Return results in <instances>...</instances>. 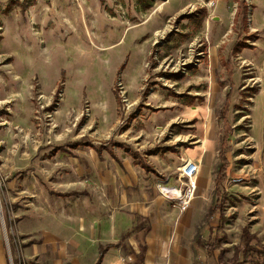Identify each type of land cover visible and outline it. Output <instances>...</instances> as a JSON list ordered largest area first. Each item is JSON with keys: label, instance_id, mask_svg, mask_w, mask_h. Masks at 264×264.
<instances>
[{"label": "rangeland", "instance_id": "1", "mask_svg": "<svg viewBox=\"0 0 264 264\" xmlns=\"http://www.w3.org/2000/svg\"><path fill=\"white\" fill-rule=\"evenodd\" d=\"M246 2L256 48L243 52L234 48L242 30L234 22L237 0H0V221L15 264H50L42 224L92 218L95 198L105 200L93 171L132 160L124 147L113 146L115 159L103 148L101 162L88 146L58 148L66 143L117 141L148 155L160 171L156 180L173 183L186 153L202 154L214 178L228 84L221 60L229 57L237 86L228 176L244 182L225 202L228 255L244 227L264 243V0ZM199 7L208 11L200 25L180 18ZM74 189L90 196L51 192ZM206 190L208 207L212 185ZM198 221L202 238L210 222L204 212ZM242 259L264 264L255 253L243 251Z\"/></svg>", "mask_w": 264, "mask_h": 264}, {"label": "crops", "instance_id": "2", "mask_svg": "<svg viewBox=\"0 0 264 264\" xmlns=\"http://www.w3.org/2000/svg\"><path fill=\"white\" fill-rule=\"evenodd\" d=\"M247 34H250V32H247ZM247 34L245 33V36ZM249 43L254 45L251 42ZM234 48L236 51L243 49L244 52L246 51V48L251 47H240L238 44H235ZM255 48L256 47L254 45L252 49ZM221 61L226 69L228 79V84L222 83L223 86L227 87L225 100L228 90L232 88V103L234 99L235 87L237 86L233 62L230 57ZM228 67L232 69L231 77L229 76ZM245 86L246 85L241 86V89L246 88ZM260 87L261 88L258 92L257 98L261 97L260 93L263 92L261 84ZM172 95L176 97H184L187 95L189 98L188 102H193L195 99V96L190 95V93L174 92ZM172 122H175L174 117H172ZM93 143L97 145L101 144L96 142ZM83 147L85 146L79 148H69L66 152H71L72 149H81ZM88 147L95 150L99 160L104 162L105 157L103 155V148L102 152H98L97 149L90 146ZM104 149L108 151L112 159L117 158L115 152L113 151V146L111 148L104 147ZM124 149L126 150V148ZM131 149L134 150L133 148ZM176 149V147H170L169 150L171 152H178ZM134 151H138L154 170H146L143 168L140 164L136 163L131 152L126 151L131 156L132 160L130 161L128 158H125L120 165L122 169L114 167L116 169L113 171H106L103 167H99V169H95L93 171L102 179L103 188L102 184L100 185V188L103 190L102 193L105 196V200L100 199V202L97 197L95 198V200H97L101 205H97L96 208L99 209H92V218L79 220L69 218L50 219L42 224L44 226V244L46 246H50L52 249L51 253L46 252L44 254L47 260L50 259L48 263L232 264L230 262H223L220 260V250L218 248L213 250L212 253H209L208 247L206 246L209 240H214L216 237L220 238L222 234L225 233V225L229 221V218L224 224V227L220 229L218 226L220 223V212H216L213 215L211 213L214 201L217 172L214 178L211 177L210 172L208 175L207 173L205 174V167H207V165L203 162V155H190L189 153H186L184 157H190L191 160L198 162L200 164V171L196 177L197 188L195 197L192 199L189 208L186 211H181L177 200L166 198L160 193V189L158 190L157 188L158 184H163L168 187L176 186L179 182L177 181V183H173L169 176L164 178V180H156L154 176L159 175L160 173L156 165L151 162L149 157H146L148 155L145 153H141L138 149H135ZM81 161L84 163L86 162L85 159H82ZM118 161L121 163L120 159H118ZM182 162L183 160H181V162L176 161L172 168L175 169ZM86 166L88 167L89 165ZM228 175L229 174L227 173L226 179L223 182V189L227 193L225 202L227 201L230 188L238 185L231 184L229 182L231 177L238 175ZM210 184L212 185L213 196L209 206L206 207V188ZM72 191H76L77 194L59 196H75L77 198L82 195H85L86 197L90 196L87 189H83L82 191L74 189L69 191L51 192L57 194L56 192L63 193ZM93 195L95 197L94 193ZM225 202L223 212L227 216L225 212ZM203 212L208 217L210 223L208 232L202 238H199L198 236H195V233L199 222L198 217L202 215ZM124 216H129L130 220L127 221V218ZM240 241L241 236L239 242ZM227 243V241L224 242L223 246H228ZM235 244H233V246ZM217 250L219 251L218 253ZM243 251L244 250H242V252ZM242 252L240 254V260L236 264L242 263ZM48 253H50L51 256H49ZM233 253L234 249L232 247V254L228 255L227 253L226 256L231 257ZM125 257L128 258L125 259ZM0 264H15L14 259H10L1 221Z\"/></svg>", "mask_w": 264, "mask_h": 264}, {"label": "trees", "instance_id": "3", "mask_svg": "<svg viewBox=\"0 0 264 264\" xmlns=\"http://www.w3.org/2000/svg\"><path fill=\"white\" fill-rule=\"evenodd\" d=\"M151 1V0H150ZM238 5L236 9L235 14V22H239L242 27V32L239 34L238 37V46L240 47H253L254 45L249 43V39L255 38L254 34H247L249 32L248 29V13H249V4L246 2V0H237ZM149 5H151V2L149 3L147 1L146 7L148 8ZM208 11L206 7H199L196 10L187 13L182 14L180 18H188L193 23L200 25L204 18L207 16ZM174 33V32H173ZM171 33L168 38H171L173 35ZM243 33H246V36H243ZM183 36V35H182ZM167 39V38H166ZM127 64V60L122 63L120 66V69H124ZM229 66V65H228ZM229 70V76L232 75V69L228 67ZM167 76H172V74H166ZM232 88H230L226 95V100L224 103V106L221 110V117L223 120V134L222 139L220 143L219 148V156H220V163L218 165L217 169V176H216V187H215V194H214V201L211 208L212 215L216 212H220V223L219 228L222 229L224 227V224L228 221V217L223 212L224 210V202L225 198L227 196L226 191L223 189V182L226 179L228 169H229V157H228V151L230 149L231 145V136L234 131V127L230 121L229 114H230V107H231V101H232ZM116 97L118 99V92L116 93ZM111 145H117L120 147L126 148V151L131 152L132 156L134 157L136 163L140 164L143 168L146 170H154L142 157V155L138 151L132 150L130 147H125L124 144L119 143L117 141L111 142L106 141L100 145H97L91 141H83V140H77L71 143H67L65 145H62L58 147L59 149H62L64 151H68L69 148H79L82 146H90L95 149H97L98 152H102V148H111L109 147ZM58 195L62 196H68L72 194H77L76 191L72 192H56ZM227 240V234L223 233L220 238H215L214 240H209L206 244L208 247L209 253H212L213 250L218 248L220 250V260L223 262H230L232 264H236L240 260V254L242 250H244L245 255H249L251 253H255L258 255L259 258L264 259V243L255 235L253 234L248 227H244L241 234V241L238 244H235L233 246L234 253L231 257H227V253L230 251V247L223 246V243ZM15 263V261H14Z\"/></svg>", "mask_w": 264, "mask_h": 264}, {"label": "built area", "instance_id": "4", "mask_svg": "<svg viewBox=\"0 0 264 264\" xmlns=\"http://www.w3.org/2000/svg\"><path fill=\"white\" fill-rule=\"evenodd\" d=\"M199 171L200 164L188 159L185 163L179 166V184L176 186H163L161 188V192H165V196L178 201L181 211H186L189 208L192 199L195 197L197 188L196 177ZM229 182L231 184H240L244 182V178L242 176H233L229 179ZM166 192L168 195H166Z\"/></svg>", "mask_w": 264, "mask_h": 264}]
</instances>
